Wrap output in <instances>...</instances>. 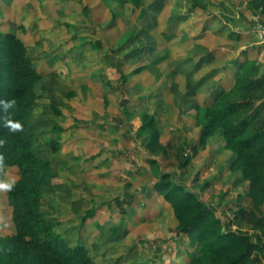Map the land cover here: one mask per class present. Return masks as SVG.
<instances>
[{"label": "rangeland", "instance_id": "374dc122", "mask_svg": "<svg viewBox=\"0 0 264 264\" xmlns=\"http://www.w3.org/2000/svg\"><path fill=\"white\" fill-rule=\"evenodd\" d=\"M2 32L24 40L41 73L27 134L52 166L42 209L55 230L97 264H193L198 247L153 188L160 174L225 218L247 204L249 181L205 153L179 170L149 148L141 115L156 116L164 143L175 131L199 139L196 106L231 87L246 59L264 73V14L251 0H0ZM19 176L0 171V236L15 231L8 185Z\"/></svg>", "mask_w": 264, "mask_h": 264}, {"label": "trees", "instance_id": "16d2710c", "mask_svg": "<svg viewBox=\"0 0 264 264\" xmlns=\"http://www.w3.org/2000/svg\"><path fill=\"white\" fill-rule=\"evenodd\" d=\"M251 4L264 14V0H251ZM241 68L231 87L217 92L208 104L196 106L195 123L203 128L199 142L175 131L163 143L156 116L141 115L140 130L147 134L149 148L174 157L182 171L198 153V145L222 129L224 147L235 155L231 170L249 181L247 204L234 209L233 218H225L179 175L160 174L153 188L171 205L178 234L198 247L193 264H264V73L251 59ZM40 79L24 40L16 33H0V171L9 167L20 171L8 185L15 231L0 236V264H97L87 247L71 246L42 209L52 166L35 152L27 134ZM234 221L255 232L232 228Z\"/></svg>", "mask_w": 264, "mask_h": 264}, {"label": "crops", "instance_id": "0c3cea01", "mask_svg": "<svg viewBox=\"0 0 264 264\" xmlns=\"http://www.w3.org/2000/svg\"><path fill=\"white\" fill-rule=\"evenodd\" d=\"M188 64H189V66L198 65V63L194 64V62L188 63ZM194 67H196V66H193V68ZM192 71L193 70H191L189 72L192 73ZM195 74H194V76H195ZM218 77H220V78H218ZM218 79L220 80L221 76H219V75L215 76V80H214L215 83H213V84L218 85L219 84ZM199 82H201L200 78H199L198 83ZM195 122H196V120H195ZM199 128H201V133H202V129L203 128L200 127V126H199ZM201 133H200L199 137H201ZM188 138H193V139H195L198 142H199V139H200V138L198 139V138H196L194 136L193 137L190 136ZM161 139H162V136H161ZM170 139H171V137L168 140H170ZM224 144H225L224 133H223L222 129H218L214 134H212L211 136H209L207 138L205 143L198 145V153L196 155H198L199 153H205V155L207 156L208 160L210 159L211 161H217L219 163L218 168L221 169V170L222 169L228 170L229 171V175H234V174L235 175H242L241 172H232L231 171L230 164H231V161L234 159L235 155H234L233 151H231L229 149H226L224 147ZM196 155H194V156H196ZM243 181H247V180L244 179Z\"/></svg>", "mask_w": 264, "mask_h": 264}]
</instances>
